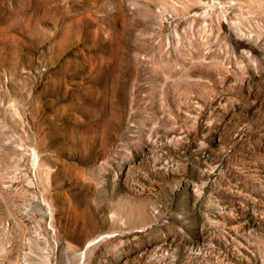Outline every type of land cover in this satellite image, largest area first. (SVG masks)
I'll use <instances>...</instances> for the list:
<instances>
[{
  "label": "rangeland",
  "instance_id": "rangeland-1",
  "mask_svg": "<svg viewBox=\"0 0 264 264\" xmlns=\"http://www.w3.org/2000/svg\"><path fill=\"white\" fill-rule=\"evenodd\" d=\"M0 264H264V0H0Z\"/></svg>",
  "mask_w": 264,
  "mask_h": 264
}]
</instances>
